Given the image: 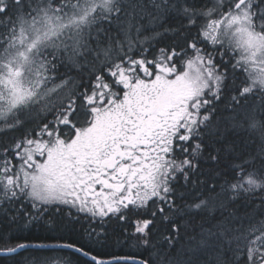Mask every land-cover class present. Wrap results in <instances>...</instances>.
Wrapping results in <instances>:
<instances>
[{"label":"trees","instance_id":"trees-1","mask_svg":"<svg viewBox=\"0 0 264 264\" xmlns=\"http://www.w3.org/2000/svg\"><path fill=\"white\" fill-rule=\"evenodd\" d=\"M215 1L114 0L106 14L95 13L85 26L60 34L59 44L54 38L40 47L29 84L41 91L0 121V176L7 177L0 180V249L68 242L97 256L133 255L149 264L264 260L256 250L264 237V90H246L247 70L235 49L206 35V13ZM77 2L1 0L0 76L5 48L17 44L26 29L23 19L36 16L43 3L60 10ZM256 6L264 10V0ZM197 54L213 63L217 84L194 101L183 83L186 62ZM128 68L131 96L119 77ZM3 93L0 87V109ZM135 99L150 101L133 106ZM114 108L158 118L175 114L160 138L167 120L160 126L156 118L135 130L137 142L163 139L161 146L146 147L151 154L160 147L166 158L152 161L165 169L162 196L96 217L62 204H36L14 182L6 187L27 140L48 139L50 133L49 139L67 143L96 127L99 143L111 145ZM182 110L193 115L192 123L178 121ZM0 264L95 263L71 250L30 248L0 256Z\"/></svg>","mask_w":264,"mask_h":264},{"label":"rangeland","instance_id":"rangeland-1","mask_svg":"<svg viewBox=\"0 0 264 264\" xmlns=\"http://www.w3.org/2000/svg\"><path fill=\"white\" fill-rule=\"evenodd\" d=\"M113 1L78 0L77 3L66 5L60 10H55L43 3L36 16L23 19L22 26L29 30L28 37L22 38L25 32L27 33L26 29L22 30L19 36L21 41L15 40L17 44L10 43L2 56L6 58V61L0 76V87L4 90V97L1 98L3 107L0 109V121L7 120L8 115L16 110L18 105L26 103L31 96H34V93L37 95V92L41 91L29 84L35 78L30 74L35 64L39 63L36 56L39 55L40 47L54 38L56 40L53 42L59 44L60 34L71 28L85 26L95 13L106 14L112 8ZM237 2L238 0H216L206 13L205 33L212 40L221 39L222 43L227 42L235 49L237 60L247 70L246 90L252 88L264 90V19L262 18L264 10L256 6L257 0H249L242 6L237 5ZM213 66V63L202 54H197L186 62L185 75L189 82L186 80L187 83L184 82L183 85L186 90L191 88L195 92L194 101L204 92L211 90L214 92L217 78L214 76L216 74ZM131 69H122L119 72L120 83L129 90L130 76L128 74ZM211 86H213L212 89ZM154 88L160 90V87ZM50 89L40 94L46 95ZM126 93L130 96L135 94L131 90ZM156 93L154 95H160ZM161 93L163 94V91ZM144 101L150 100L142 99L140 102L135 99L132 105L140 106L144 104ZM178 118H181L179 122L182 121L184 125L194 121L193 115L184 110ZM100 128L104 129L103 126ZM95 129L96 127L86 132H78L73 141L67 143L49 139L50 133H48V139L40 138L23 142L20 144L19 152L21 162L17 164L15 175L12 174L9 177L10 180L8 179L12 186L8 184L6 187L13 188V182L16 187L20 185L17 189L26 191L27 195L39 205H68L78 212H86L98 217L105 216L115 208L116 202L123 200V197L118 199L108 197L103 202H97L98 204L90 200L87 191L81 193L78 189L77 172L70 158L73 154L95 155V149L100 146L92 144L93 141L88 139V135ZM148 138L154 140L152 136ZM134 144L132 146L136 147L137 152L141 150L139 149L141 145H138L140 143L136 141V138ZM103 153L104 151H100L97 154L103 155ZM161 159L166 160V158ZM145 160L136 163L139 166V172L130 180L133 192L129 191L130 197L123 200L130 202L129 204H141L151 197L162 196L166 189V182L163 180L165 175L163 163H153L151 157L147 159V162ZM2 178L7 177L1 175L0 180ZM139 227L143 228V225L140 224ZM256 248L264 253V237L258 240Z\"/></svg>","mask_w":264,"mask_h":264},{"label":"flooded vegetation","instance_id":"flooded-vegetation-1","mask_svg":"<svg viewBox=\"0 0 264 264\" xmlns=\"http://www.w3.org/2000/svg\"><path fill=\"white\" fill-rule=\"evenodd\" d=\"M113 110L115 112L112 113L110 119L114 121V125L109 132V135L113 139L111 144L112 147L110 149H106L107 144H100L94 130L88 139L93 141L92 144L95 143V145L99 146L103 145V155L97 154L101 151L100 148H97L95 149V155L86 156L73 154V156L70 157L71 160L75 161L77 164L74 166V169L77 172L78 189L81 193L87 191L89 193L90 200H93L96 203L103 202L104 199H107L108 197H117L118 199L122 196L123 200H125L130 197L129 191L133 192L130 180L139 172V166L136 163L144 159L147 161L150 157L149 154L145 153L148 145L143 140H141V143L139 144L141 145L139 148L141 150H138L139 153L136 151L134 146L132 148L127 147L134 145V139L136 137H141L139 132L136 134V127H143L145 122L151 124L156 118L160 126H162L165 124V120H172L174 118L172 114H165L161 118L155 117V115L149 116L146 113L141 115L130 108H114ZM140 115L141 117H139ZM170 125H172V121L170 122ZM162 143L163 141H157L154 144L161 145ZM140 153H142V155ZM123 200L121 202H116L115 208L105 216L116 213L123 207L129 205L130 202ZM64 206L70 207L68 205ZM76 212L78 213V211ZM80 213L83 215H90L86 212ZM100 217L102 216L100 215Z\"/></svg>","mask_w":264,"mask_h":264},{"label":"water","instance_id":"water-1","mask_svg":"<svg viewBox=\"0 0 264 264\" xmlns=\"http://www.w3.org/2000/svg\"><path fill=\"white\" fill-rule=\"evenodd\" d=\"M248 0H239L238 4L242 5L243 3L247 2ZM30 248H49V249H66L76 252L85 258L91 260L95 264H112L117 262H130L136 264H149V262L143 258L133 256V255H117L112 257H102L97 256L85 249L68 243V242H52V243H36V242H22L14 247L7 248V249H0V256H9L13 254H17L22 252L23 250L30 249ZM261 264H264L262 262Z\"/></svg>","mask_w":264,"mask_h":264}]
</instances>
